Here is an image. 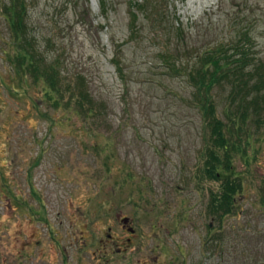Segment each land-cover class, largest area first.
I'll return each instance as SVG.
<instances>
[{
  "label": "rangeland",
  "instance_id": "1",
  "mask_svg": "<svg viewBox=\"0 0 264 264\" xmlns=\"http://www.w3.org/2000/svg\"><path fill=\"white\" fill-rule=\"evenodd\" d=\"M26 1L29 29L70 93L55 107L16 72L0 0V264H247L264 247V112L246 122L252 136L232 173L206 178L210 131L185 70L248 27L263 58L264 0H147V13L160 12L148 19L133 4L144 0H87L82 22L76 0ZM227 89L214 91L224 124ZM80 90L87 114L70 100ZM225 179L240 189L219 216Z\"/></svg>",
  "mask_w": 264,
  "mask_h": 264
},
{
  "label": "trees",
  "instance_id": "2",
  "mask_svg": "<svg viewBox=\"0 0 264 264\" xmlns=\"http://www.w3.org/2000/svg\"><path fill=\"white\" fill-rule=\"evenodd\" d=\"M81 3L82 11L77 10ZM87 0H76L75 15L82 22L89 16L86 6ZM142 3H133L143 16L148 19L151 15H159L156 6L152 14L144 9ZM101 15L104 17L103 2L99 1ZM2 16L10 34L13 54L6 56L15 67L16 72L21 71L32 77L35 83L42 88L44 100L52 103L55 107L61 103L64 93H70L67 86H62L63 80L59 71L57 58L48 60L37 39L29 29V14L26 0H7L2 7ZM131 26H134L138 18L130 14ZM87 24V23H86ZM103 29V26H100ZM180 28L177 23L176 29ZM132 29H130L131 32ZM252 39L249 27L241 29L237 38L227 45H219L198 54V62L191 70H185L191 86L194 88V99L197 109L200 110L203 121L209 127V137L206 140L207 151L204 162L203 176L208 179L219 180L224 173H232L231 160L237 147L242 141L251 138L252 133L245 126L250 117L264 112V57L256 58L252 49ZM168 55L161 56L164 62L172 70H176L175 64L167 59ZM117 65V63H115ZM82 82V81H80ZM228 88V104L224 112L227 123H223L216 117L215 94L216 88ZM83 88V87H82ZM73 106L78 113H89L90 107L83 109L84 104L92 106L91 100L85 92L78 95L70 94ZM263 105L262 109L260 107ZM257 120H260V118ZM259 122V121H258ZM206 126V127H207ZM240 189L239 184L225 179L221 184V191L213 200L216 203L214 213L219 216L231 212L235 204L234 195ZM264 245V244H263ZM264 247L260 246L248 253L247 264H264ZM263 251V253H261Z\"/></svg>",
  "mask_w": 264,
  "mask_h": 264
},
{
  "label": "flooded vegetation",
  "instance_id": "3",
  "mask_svg": "<svg viewBox=\"0 0 264 264\" xmlns=\"http://www.w3.org/2000/svg\"><path fill=\"white\" fill-rule=\"evenodd\" d=\"M124 220H126L125 222H124ZM119 221L122 223V225H121V230H122V232L123 233H125V234H129V235H133V227L131 226V224L129 223V220H128V218H126V217H121V218H119ZM44 224L47 226V230H49L51 233H52V235H53V237L54 236H56L57 234H58V229L59 228H56V226H54V227H51L46 221H44ZM60 226V225H59ZM59 232H60V229H59ZM65 233H67V230H65ZM108 237V239H109V241H112L113 239H112V237L110 236V235H108L107 236ZM111 238V239H110ZM126 242L127 243H130L131 242V238L130 237H127L126 238ZM76 243L78 244L79 242H77L76 241ZM79 245V244H78ZM105 246L106 245H108V244H104ZM101 247H103V244H102V246ZM82 249V246H80V248H79V250H81ZM116 251L118 252L117 254H120L121 253V250H120V248H117L116 249ZM100 253H101V256L100 257H103V258H106V257H108L107 256V251H105V252H103L102 250L100 251ZM110 257V256H109Z\"/></svg>",
  "mask_w": 264,
  "mask_h": 264
},
{
  "label": "water",
  "instance_id": "4",
  "mask_svg": "<svg viewBox=\"0 0 264 264\" xmlns=\"http://www.w3.org/2000/svg\"><path fill=\"white\" fill-rule=\"evenodd\" d=\"M126 220H124V222H125Z\"/></svg>",
  "mask_w": 264,
  "mask_h": 264
}]
</instances>
